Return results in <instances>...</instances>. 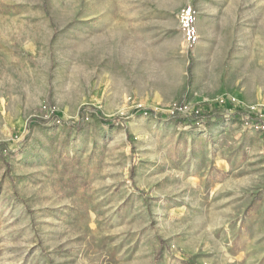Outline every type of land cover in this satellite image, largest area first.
<instances>
[{"label":"rangeland","instance_id":"1","mask_svg":"<svg viewBox=\"0 0 264 264\" xmlns=\"http://www.w3.org/2000/svg\"><path fill=\"white\" fill-rule=\"evenodd\" d=\"M0 145V264H264V0H0Z\"/></svg>","mask_w":264,"mask_h":264},{"label":"trees","instance_id":"2","mask_svg":"<svg viewBox=\"0 0 264 264\" xmlns=\"http://www.w3.org/2000/svg\"><path fill=\"white\" fill-rule=\"evenodd\" d=\"M84 113V112H83ZM83 113H81V118H80V120H79V122L77 123V124H70V126H72V127H74V128H80L81 126H82V121H83ZM102 120V123L103 124H107V125H110V124H113L116 120H119V118H116V119H113V120H110V121H107V120H104V119H101ZM39 124V125H43V123H41L40 121H31L30 123H29V126L30 125H32V124ZM47 125H49L50 123L49 122H47L46 123ZM1 146V148L2 147H4V145H0ZM0 148V149H1ZM0 153H1V150H0Z\"/></svg>","mask_w":264,"mask_h":264},{"label":"built area","instance_id":"3","mask_svg":"<svg viewBox=\"0 0 264 264\" xmlns=\"http://www.w3.org/2000/svg\"><path fill=\"white\" fill-rule=\"evenodd\" d=\"M191 12L190 9L184 10L182 13V17H181V23L183 25V27L187 28V33H188V38H190V29L189 28V24L191 22ZM191 36L192 33H191Z\"/></svg>","mask_w":264,"mask_h":264},{"label":"crops","instance_id":"4","mask_svg":"<svg viewBox=\"0 0 264 264\" xmlns=\"http://www.w3.org/2000/svg\"><path fill=\"white\" fill-rule=\"evenodd\" d=\"M238 253H239V251L236 250L232 255H231V254H228L227 257H228V256L231 257V256H233L234 254H238ZM240 255H241V254L239 253V258H240L241 260H243L244 257H240ZM234 256H235V255H234ZM241 256H242V255H241ZM234 260H236V259H234ZM238 262H240V261H238Z\"/></svg>","mask_w":264,"mask_h":264}]
</instances>
